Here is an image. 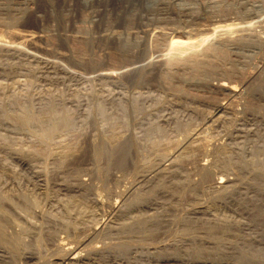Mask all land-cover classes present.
I'll return each mask as SVG.
<instances>
[{"label": "rangeland", "instance_id": "374dc122", "mask_svg": "<svg viewBox=\"0 0 264 264\" xmlns=\"http://www.w3.org/2000/svg\"><path fill=\"white\" fill-rule=\"evenodd\" d=\"M166 1L167 11L154 12L146 0H0V36L5 40L0 42V88L17 84L12 70L26 66L33 71L15 76L25 88L66 100L69 107L82 103L83 111H90L88 116H78L69 133H59L36 148L25 145L23 136L13 138L0 130L2 193H8L16 205L26 193L40 198L30 213L33 217H28L32 220L28 230L21 231L20 225L4 230L10 235L19 231L21 236L15 247L8 240L0 243V257L6 260L0 264H66L60 262L66 242L84 236L94 226L97 232L89 240L98 246L84 249L85 257L76 264H264L263 256L238 250L241 243H227L218 251L210 247L198 250L179 225L191 214L200 215V220L225 224L248 240L255 237L257 248L264 247V217L254 215L255 208L264 206V0H214L223 4L209 11L205 4L213 0L162 2ZM185 1L192 3L196 16L179 17L178 8ZM225 2L247 7L238 15L231 14ZM9 3L12 9L6 12ZM213 15L233 22L251 17L248 29H233V37L258 38L254 51L235 54L220 49L211 56L202 51L180 55L171 48L172 43L188 40V33L185 45L196 47L193 35ZM168 26L179 30L172 33ZM2 67L12 69L8 77ZM214 70L222 75L208 74ZM184 74L186 80L180 79ZM212 78L235 83L236 94L226 95ZM72 101L78 102L74 105ZM218 102L225 105L216 109ZM200 129L202 137L192 138ZM219 173L234 180V186L228 183L224 187L232 190L228 195L223 188L212 189ZM161 175L166 185L177 189L174 197L169 198L162 189L150 197L145 194L146 186ZM77 176H82L81 185ZM250 182L261 189L248 186ZM138 193L144 195L140 200ZM71 194L69 202L76 211L68 213L64 200ZM137 215L165 221L166 230L155 231L151 238L138 234L127 238L120 230ZM162 244L181 246L167 252Z\"/></svg>", "mask_w": 264, "mask_h": 264}, {"label": "bare ground", "instance_id": "6f19581e", "mask_svg": "<svg viewBox=\"0 0 264 264\" xmlns=\"http://www.w3.org/2000/svg\"><path fill=\"white\" fill-rule=\"evenodd\" d=\"M164 1V0H162ZM161 0H146V3H147V6H148V9L150 8L152 11L155 12V10L159 11V10H166V2H162ZM212 2V0H211ZM214 2V0H213ZM212 4H209V1L207 4H209L206 7L208 8V11H209V8H213L214 9H219V6H221V4L223 3H220V2H214ZM145 3V4H146ZM170 3V2H169ZM168 3V4H169ZM173 3V2H171ZM18 4V3H16ZM21 4V3H20ZM178 4V3H176ZM240 2H235V3H231V2H225L224 4V7L225 8H228V9H231L232 11L231 12H235L237 13V15L239 13H242L243 10L245 9V7H247L246 4L244 5H241L243 7H241L240 5ZM253 4V3H252ZM175 5V4H174ZM173 5V6H174ZM204 5V6H205ZM246 5V6H245ZM172 6V8H173ZM179 6V4H178ZM251 6V5H250ZM258 6V5H257ZM256 5H252V8L254 10L258 9ZM175 7V6H174ZM260 7V6H259ZM165 8V9H164ZM177 8V7H176ZM194 6H192V3L191 2H188V1H185L184 3H181L180 4V9L179 12L181 14V16L179 15V17H182L184 16L185 18H189L188 16L189 15H193V16H196L194 15L193 13L195 12H192L194 9ZM223 8V7H222ZM5 11L8 12L10 9H12V7L10 6V3L7 4L5 6ZM177 9V11H178ZM213 9V10H214ZM196 10V9H195ZM207 10V9H206ZM211 10V11H213ZM224 10V9H223ZM167 11V10H166ZM176 12V10H173V12ZM204 15H205V8H204ZM210 11V12H211ZM219 11V10H218ZM227 11V10H226ZM224 11V13L227 14V12ZM160 12V11H159ZM158 12V13H159ZM172 12V13H173ZM178 12V13H179ZM198 13V12H197ZM160 14V13H159ZM210 14V13H209ZM213 14V12H212ZM211 14V15H212ZM221 14V12L219 13ZM232 14V13H231ZM255 14V13H254ZM155 15V14H154ZM154 15H153V19H154ZM175 15V14H174ZM207 15V13H206ZM224 15V14H223ZM251 14H249L250 16ZM198 16V14H197ZM209 16V15H208ZM227 16V15H226ZM232 16V15H230ZM229 16V17H230ZM254 16V15H253ZM165 17V16H164ZM163 17V18H164ZM170 17V16H169ZM200 17V16H199ZM156 18V16H155ZM177 18V16H176ZM183 18V17H182ZM186 18V19H187ZM192 18V16L190 17ZM246 18V19H245ZM161 19V18H160ZM165 19V18H164ZM168 19V18H167ZM193 19V18H192ZM197 19V18H196ZM200 19V18H199ZM156 20V19H155ZM159 20V19H157ZM156 20V21H157ZM179 19L177 18V21ZM183 20V19H182ZM240 21L238 22H233V19L231 18H228V17H221V15L219 16H216V15H213L211 16L205 23L203 24H200L201 26V32H198V34L196 33V35L194 37L195 41H196V47L194 46V48L192 49H189L191 47H187V45H185V42L186 41H189V33L186 34V38L188 40H185L184 42H181L179 43L180 41L176 42V43H172V46L171 48L176 52V53H179L180 55L181 54H184V53H187L188 51L190 52H196L197 54L200 53L201 51L206 53V55L208 54L209 56H211L210 54L212 55H217V51L222 49V50H232L238 54H247L249 51H251L257 44H259V40L258 38H254L253 36H248L247 37H243L244 35H240L239 37H236L234 38L233 37V32L234 30H243V29H248L249 25H250V22H251V17H249V19H247V17H241L239 18ZM261 20H264V19H261ZM254 21V20H253ZM161 22H164V21H161ZM159 22V23H161ZM187 22V21H186ZM258 22V20L256 21ZM169 23V22H168ZM192 23V22H191ZM202 23V22H201ZM171 24V23H170ZM258 24V23H256ZM165 25V24H164ZM196 25V24H195ZM252 25V24H251ZM264 25V23H263ZM186 26V25H184ZM156 27V26H155ZM162 27V25H161ZM170 27V26H168ZM172 27V26H171ZM170 27V29H171ZM199 27V26H198ZM164 28V27H163ZM184 28V27H183ZM182 28V29H183ZM169 29V28H168ZM197 29V28H195ZM234 29V30H233ZM152 30V29H151ZM162 30V29H161ZM179 30V29H177ZM176 29H171L169 31H171L172 33L173 32H177ZM185 30V29H184ZM188 30V29H186ZM161 33V32H160ZM171 33V34H172ZM186 33V32H185ZM191 33V32H190ZM248 34V33H247ZM254 35V34H253ZM185 36V35H184ZM191 36V34H190ZM235 36V35H234ZM256 37V36H255ZM192 38V37H191ZM171 40V39H170ZM3 39L1 38L0 36V42H2ZM5 42V40L3 41ZM173 42V41H172ZM260 43H263L260 41ZM130 44V43H129ZM127 45L125 43V47L127 46H130V45ZM187 44V43H186ZM189 45V43H188ZM132 46V45H131ZM130 48V47H129ZM201 48V49H200ZM128 49V48H127ZM255 49V48H254ZM253 49V51H254ZM233 53V52H232ZM63 54V53H62ZM202 54V53H201ZM200 55V54H199ZM234 55V54H233ZM246 56V55H245ZM215 57V56H214ZM213 57V58H214ZM217 58V57H215ZM214 61H217V60H214ZM184 64V63H183ZM186 64V63H185ZM1 65V64H0ZM198 66V65H197ZM197 66H192V69H195ZM17 69L15 68L14 70L12 69H9V70H12L13 73L16 72V75H12L13 73H11V75L13 76V80L15 83L18 84V86H16L17 84L13 85V86H10L8 88L6 87H2L0 88V130H3L5 131V133L9 134V136H14L13 138H16V137H20V136H23L26 141H24L25 139H23V142L25 145L27 146H34L36 148L37 145H41V144H45L47 143L51 138H53L55 135H58L59 133H69L73 127H74V123L75 121L77 120L78 116L80 115H85V116H88L90 114V111H87L85 109L84 110V105L81 107V104L82 103H78L75 105V103L77 102H73L72 103L74 104L73 106L74 107H69L67 104H66V100L63 101L61 100L60 98H57L55 96H52L50 94L48 95H39L38 94V91L35 93L33 89H28L30 87H26L24 86V83H21L19 81V77L15 79V76L17 77V74H25V72H29L30 70H32V68H27L26 66L25 67H21L19 66H16ZM1 68V67H0ZM3 70H4V74H6V76L8 77V75H10V72L11 71H6L5 67H2ZM12 68V67H10ZM38 70V69H37ZM44 70V68H43ZM42 70V71H43ZM2 71V70H1ZM15 71V72H14ZM33 71V70H32ZM54 71V70H53ZM224 71V70H223ZM226 71V70H225ZM3 72V71H2ZM1 72V73H2ZM31 72V71H30ZM35 72V71H34ZM58 72V71H57ZM220 72V71H219ZM219 72H216L215 70L212 71V72H208V74L210 73H213V75L215 73H219ZM235 72V71H234ZM233 72V73H234ZM42 73V72H41ZM31 74V73H30ZM46 75L48 73H45ZM44 74V75H45ZM53 74V73H52ZM221 74V72H220ZM226 74V73H225ZM26 75V74H25ZM43 75V74H42ZM49 75V74H48ZM172 75V74H171ZM222 75V74H221ZM220 75V76H221ZM20 76V75H19ZM29 76V75H28ZM27 76V78H28ZM55 76V75H54ZM215 76H218V75H215ZM213 76V77H215ZM22 77V76H21ZM24 77V76H23ZM46 76H44V79H45ZM48 77V76H47ZM59 77V76H57ZM173 77V76H172ZM227 77H228V74H227ZM2 78V77H1ZM40 78V77H39ZM50 79V77H48ZM5 79V78H4ZM42 79V78H40ZM43 79V80H44ZM53 79V77H52ZM51 79V80H52ZM60 79V77H59ZM182 80H186V75H182V77L180 78ZM213 79V78H212ZM217 80L213 81L215 82V85L217 87H219L220 89L224 90L227 94L226 95H229V96H232L234 94H236V88L234 87V85L231 84V82H226L223 79L221 78H216ZM242 79V78H241ZM6 80V79H5ZM9 80V79H8ZM38 80V79H37ZM55 80V78H54ZM230 80V79H229ZM11 81V80H10ZM9 81V82H10ZM42 81V80H41ZM48 80H46L47 82ZM62 81V80H61ZM20 82V83H19ZM57 82V81H56ZM184 82V81H183ZM26 83V82H25ZM31 81L27 82L28 85L31 86ZM55 83V82H54ZM182 83V82H181ZM213 83V82H212ZM52 84V83H51ZM238 84V83H237ZM26 85V84H25ZM27 85V86H28ZM213 85V84H212ZM6 86V85H5ZM8 86V85H7ZM214 86V85H213ZM19 89L20 91L19 92H16L15 89ZM17 87V88H16ZM19 87V88H18ZM213 89H215L213 87ZM36 90V89H35ZM217 90V89H216ZM228 97V96H227ZM239 97V95H238ZM231 98V97H230ZM226 99V98H225ZM77 100V99H76ZM75 100V101H76ZM234 101V100H233ZM244 101V100H243ZM254 103V102H253ZM262 103V102H261ZM247 104V103H246ZM258 104V103H257ZM260 104V103H259ZM258 104V106L260 107V105ZM225 105V103H224ZM222 102H218V104L216 105V109H221L222 106H224ZM251 105V104H250ZM255 105V104H254ZM263 105V104H262ZM239 106V105H238ZM237 106V107H238ZM256 107V108H259V107ZM249 107V106H248ZM253 107V106H252ZM255 107V106H254ZM251 108V107H250ZM263 108V107H262ZM73 110V112H72ZM214 110V109H213ZM238 110V109H237ZM223 111V110H222ZM210 113V112H209ZM222 114H224L222 112ZM243 114V113H242ZM241 114V115H242ZM257 114V113H256ZM261 114V113H260ZM213 115V114H212ZM216 115V114H215ZM238 115V114H236ZM263 115V114H261ZM218 116V115H217ZM245 116V115H244ZM213 118V117H212ZM210 120V119H209ZM213 120V119H212ZM243 123V122H242ZM211 124V123H210ZM208 125V124H206ZM200 126V124H199ZM197 127V126H196ZM236 128V127H235ZM201 131V129L198 131V130H195L193 133H192V138H194L193 136L195 137H198L199 136V132ZM202 132V131H201ZM199 137H202V136H199ZM207 137V136H206ZM205 137V138H206ZM192 138H188V139H192ZM204 138V139H205ZM187 139V138H186ZM201 139V138H200ZM193 140V139H192ZM195 140V139H194ZM221 140V139H220ZM191 141V140H190ZM200 141V140H199ZM206 141V140H205ZM204 141V142H205ZM186 142V141H185ZM210 143V142H209ZM199 144V143H198ZM186 145V144H185ZM194 145V144H193ZM210 145V144H208ZM236 145V144H235ZM24 146V145H23ZM182 146V145H181ZM187 146V145H186ZM207 146V145H206ZM199 147V146H198ZM38 148V147H37ZM127 148V147H126ZM181 148V147H180ZM183 148V147H182ZM194 148V147H193ZM123 149V148H122ZM128 149V148H127ZM177 149V148H176ZM179 149V147H178ZM177 149V150H178ZM187 149V148H186ZM199 149V148H198ZM202 149V148H200ZM125 150V149H124ZM170 150V149H169ZM174 150V149H173ZM172 150V151H173ZM182 149H180L181 151ZM211 150V149H210ZM127 151V150H126ZM179 151V150H178ZM184 151V150H183ZM188 151V149H187ZM202 151V150H201ZM205 151V150H203ZM122 152V151H121ZM176 152V151H174ZM191 152V151H190ZM196 152V151H195ZM171 153V152H170ZM180 153V152H179ZM189 153V152H187ZM193 153V151L191 152ZM200 153V152H199ZM215 153V152H214ZM122 154V153H121ZM174 154V153H173ZM204 154V153H203ZM124 155V153L122 154ZM191 155V154H190ZM198 155V154H197ZM209 155V154H208ZM211 155V154H210ZM215 155V154H214ZM166 156V155H165ZM178 156V155H177ZM182 156V155H180ZM167 157V156H166ZM171 157V156H170ZM179 157V156H178ZM186 157V155H185ZM202 157V156H201ZM23 158V157H22ZM21 158V159H22ZM122 158V157H121ZM174 158V156H173ZM204 158V157H203ZM206 158V157H205ZM201 159V158H199ZM212 159V157H211ZM171 160H173L171 158ZM170 160V161H171ZM176 160V159H175ZM28 161V160H27ZM184 161V160H183ZM169 162V161H168ZM205 162V161H204ZM25 163V162H24ZM161 163V162H160ZM193 163V162H192ZM200 163V162H199ZM216 164V163H215ZM184 165V164H183ZM207 165V164H206ZM210 165V163H209ZM208 165V166H209ZM160 166V164H159ZM164 166V165H163ZM162 166V168H163ZM166 166V164H165ZM186 167V165H185ZM205 167V166H204ZM212 167V166H210ZM208 167V168H210ZM159 168V167H158ZM161 168V167H160ZM207 168V167H206ZM213 168V167H212ZM220 168V167H218ZM166 169V168H165ZM171 169V168H170ZM202 169V168H201ZM200 169V170H201ZM211 169V168H210ZM216 169V168H215ZM152 170V169H151ZM154 170V169H153ZM161 170V169H160ZM167 170V169H166ZM172 170V169H171ZM209 170V169H207ZM212 170V169H211ZM157 172V170H155ZM159 171V170H158ZM153 172V171H152ZM168 172V171H166ZM229 172V171H228ZM146 173V171H145ZM148 173V172H147ZM155 173V172H154ZM152 174V175H155V174ZM194 173V172H192ZM149 174V173H148ZM163 174V173H162ZM190 174V173H189ZM216 174V172H215ZM218 174V173H217ZM220 174V173H219ZM79 175V174H78ZM142 175V174H141ZM146 175V174H145ZM167 175V174H166ZM211 175V174H210ZM213 176V175H212ZM227 176V175H226ZM225 174L221 175H217V177H215L214 179V188L212 189H218L217 191H219V189L226 187L228 183H232L233 185V181L230 177H226ZM82 177V176H81ZM80 176L78 177L77 176V180H79V184L81 183V178ZM86 177V176H85ZM144 177V176H143ZM155 177V176H154ZM153 177V178H154ZM203 178H201L200 180H202ZM85 180V178H84ZM154 180V179H153ZM169 180V179H168ZM83 181V180H82ZM241 181V180H240ZM239 181V182H240ZM147 182V181H145ZM165 180H164V176H158L156 178V180L154 181V183H152L150 186H146L147 188L144 189L145 190V194H148L149 195H152L155 193L154 192H157L159 191L160 189H162V191L169 197V198H172L174 197L175 195V192H177L176 190L173 189V187H171L170 185H166L165 184ZM169 183V182H168ZM212 183V182H211ZM209 183V184H211ZM81 185V184H80ZM146 185V184H144ZM208 185V184H207ZM246 185V184H245ZM244 185V186H245ZM257 186L258 183L256 182H250L248 184V186ZM234 186V185H233ZM233 186H230L232 187L231 189H233ZM236 186V185H235ZM241 186V185H240ZM261 186V185H260ZM260 186H257V188ZM6 188V187H5ZM76 188H78L76 186ZM75 188V189H76ZM83 188V187H82ZM145 188V187H143ZM175 188V187H174ZM236 188V187H234ZM256 188V187H255ZM228 189L230 190V188L228 187ZM240 191H241V188L239 187ZM261 189V188H260ZM226 191L222 192L221 190V194L223 195L224 194H227L226 192L229 191L227 189H224ZM236 190V189H235ZM0 191H1V188H0ZM9 191V190H8ZM140 191V190H139ZM162 191H160L162 193ZM180 191V190H179ZM214 191V190H212ZM215 191V192H217ZM232 191V190H230ZM229 191V192H230ZM73 192V191H72ZM235 195L236 197L239 196V191H235ZM214 193V192H213ZM241 193V192H240ZM11 194V193H10ZM21 194V193H20ZM27 194V195H26ZM26 194H23L21 195L22 196V202L21 203H18L19 205H16L15 202H13L10 198V195L6 192H3L1 191V194H0V243L2 241H7L9 243L12 244V246L16 245L18 246L20 241H19V238L21 235H19L18 233H20L19 231L16 233H11V235L9 233L5 234V231L4 230H7L6 232H9L10 230L9 229H12V228H15V227H18L19 225L21 226L20 228L22 229L21 231L23 230H28V224L29 222H32L29 221L31 218H28L29 216H32L30 215L32 208L35 206L37 207L36 205H39V202H40V198H37L33 195H29L28 193ZM121 194V193H120ZM178 193H176L177 195ZM215 194H218V193H215ZM220 194V192H219ZM228 195V194H227ZM18 198L20 195H17ZM74 195H69L68 196V199L64 200L66 202H64V206L66 207V211H68V213H70L71 211L73 212L75 209L70 205V202H69V198L73 197ZM77 196V195H76ZM144 195L142 194H139L138 193V196H137V199L140 200L143 198ZM147 196V195H146ZM158 196V195H157ZM160 196V195H159ZM158 196V197H159ZM178 196V195H177ZM150 197V196H149ZM221 197V195H220ZM234 197V196H233ZM17 198V199H18ZM225 198V197H224ZM235 198V197H234ZM264 198V197H263ZM13 199V198H12ZM20 199V198H19ZM158 199V198H157ZM145 201V200H144ZM150 201V200H149ZM166 201V200H165ZM169 201V200H168ZM174 201V200H173ZM62 202V201H61ZM171 203V202H170ZM140 204V203H139ZM264 204V203H263ZM262 204V205H263ZM150 205V204H149ZM140 206V205H139ZM172 206V205H171ZM260 206V205H259ZM19 207V208H18ZM150 207V206H149ZM17 209H20V211L23 212V214H19L18 210ZM152 208V207H151ZM255 208V207H254ZM36 209V208H35ZM43 209V208H42ZM74 209V210H73ZM143 209V208H142ZM147 210V209H146ZM76 211V210H75ZM74 211V212H75ZM137 211V210H136ZM139 211H142L139 209ZM197 211V210H196ZM21 212V213H22ZM138 212V211H137ZM37 213V211H36ZM196 213V212H195ZM202 213V212H201ZM200 213V214H201ZM32 214V213H31ZM77 214H80L77 213ZM143 214V213H142ZM35 215V214H33ZM44 215V214H43ZM194 215V214H193ZM254 215L255 217L258 218V215L261 216V217H264V206H262L261 208L257 207L255 208V212H254ZM200 216V215H199ZM199 216H192L191 214V217H189L188 219L186 220H182L183 223L181 222V224L179 225H182V230L181 231L182 233L184 232L185 234H187L189 240L191 241L192 245L194 246V248L198 249V250H203L205 249L206 247H210V248H214V250L216 249L217 251L222 249L224 246L226 247V244L227 243H232V244H237V243H241L238 247V250L240 249L241 251H246V252H251L253 253V255H257V256H263L264 257V247H261V248H257L256 246V243H253V240H255L256 238H252L253 240H251V238H246L245 236H243V233L242 235L238 234L237 232H234L232 229L229 228V226L225 225L224 223V226H216V225H213L211 223H207L203 220H200L199 219ZM33 217V216H32ZM37 217V216H36ZM35 217V218H36ZM130 217V216H129ZM40 218V217H39ZM134 218V219H133ZM119 219V218H118ZM125 219V218H124ZM133 221L131 223H127V224H124L123 225V228H121L120 230V233H126L125 235L129 237L127 238H130L131 235L133 234H138V235H141V236H147L149 238L152 237V234L159 230L161 231L162 229L163 230H166L164 229L166 227V222L161 220V219H157V218H152L150 217L149 215L148 216H144V215H137L136 217H132ZM203 219V218H202ZM262 219V218H261ZM117 220V219H116ZM180 220V219H179ZM206 220V219H204ZM121 221V220H119ZM124 223V222H123ZM177 223V221H176ZM180 223V222H179ZM35 224V223H33ZM32 224V225H33ZM31 225V224H30ZM177 225V224H176ZM34 226V225H33ZM40 226V225H39ZM98 226V225H97ZM96 226V227H97ZM171 226V225H170ZM6 227H10V228H7ZM41 227V226H40ZM102 227V226H101ZM173 227V226H172ZM31 228V227H30ZM84 228V227H83ZM98 228V227H97ZM169 228V227H167ZM19 230V228H17ZM40 229V228H39ZM86 229V228H85ZM171 229V228H170ZM16 230V229H14ZM31 230V229H30ZM34 230V229H33ZM32 230V231H33ZM83 230V229H82ZM99 230V229H98ZM162 230V231H163ZM174 230V228H173ZM37 231V230H36ZM43 231V230H42ZM28 231H26L27 233ZM97 232V229L94 227H89V230L87 229V231L85 232V235L82 236L80 234V238H75L74 240H68L69 242H66V247L62 248L63 250H65V253L64 255L61 257L60 259V262H63L65 261V263L67 264L70 263V264H76L78 261L82 260L84 257H83V250L84 249H87V247H89L90 249H96L98 245H94L90 242V237L95 234ZM110 232V231H108ZM34 233V232H33ZM99 233V232H98ZM97 233V234H98ZM105 233V232H104ZM160 233V232H159ZM180 233V232H179ZM183 233V234H184ZM110 234V233H109ZM108 234V235H109ZM181 234V233H180ZM7 235V236H6ZM8 235L10 237H8ZM13 235V236H12ZM106 235V239H107V234L105 233ZM104 235V237H105ZM115 235V234H114ZM119 236V234H117ZM158 235V234H157ZM163 235V234H162ZM248 235V234H247ZM35 236V235H34ZM75 236V235H74ZM140 236V237H141ZM79 237V236H78ZM94 237V236H93ZM92 237V238H93ZM110 237H111V234H110ZM165 237V236H164ZM258 237V236H257ZM9 238V239H8ZM98 238V237H97ZM101 238V237H99ZM109 238V237H108ZM115 238V237H114ZM118 237H116V240ZM122 238V236H121ZM124 238V237H123ZM139 238V237H138ZM103 239L104 241V238H101ZM148 239V238H147ZM159 239V238H158ZM165 238H163L164 240ZM112 240V238H111ZM115 240V239H113ZM116 240L114 242H116ZM128 240V239H126ZM126 240H123V241H126ZM130 240V239H129ZM162 240V239H161ZM187 241V239H185ZM258 240V239H257ZM57 241V240H56ZM55 241V242H56ZM121 241V240H119ZM181 241L183 240H180V243ZM185 242H183V245L185 246ZM189 241V242H190ZM263 241V240H262ZM24 242V240H23ZM21 242V243H23ZM58 242V241H57ZM108 242V241H107ZM110 242V241H109ZM130 242V241H129ZM133 242V241H132ZM161 242V241H160ZM165 242V241H164ZM256 242V241H255ZM5 244V242H2ZM8 243V244H9ZM60 243V242H59ZM119 243V242H118ZM122 243V242H121ZM159 243V242H158ZM188 243V242H187ZM109 244V243H108ZM111 244V243H110ZM116 244V243H115ZM114 244V245H115ZM164 244V243H163ZM162 244V246H163ZM166 244H169V243H166ZM165 244V245H166ZM172 244V243H171ZM230 244L228 246H230ZM255 244V245H254ZM7 245V244H6ZM5 245V246H6ZM55 245V244H54ZM58 245V244H57ZM59 245H62L59 244ZM65 245V243L63 244ZM161 245V244H160ZM177 244V246H161L163 250H168L167 252H172L174 251L175 249H177L176 247H179L181 245ZM238 245V244H237ZM100 246V245H99ZM10 247V246H8ZM15 247V246H14ZM62 247V246H61ZM3 248V246H2ZM0 248V249H2ZM6 248V247H4ZM13 248V247H12ZM14 249V248H13ZM20 249V248H18ZM206 249H209V248H206ZM229 249V248H228ZM231 249V248H230ZM3 250V249H2ZM7 250V249H6ZM9 250V249H8ZM11 250V248H10ZM59 250V249H58ZM88 250V249H87ZM99 250V249H98ZM213 250V249H211ZM233 250V248H232ZM230 250V251H232ZM92 251V250H91ZM94 251V250H93ZM216 251V252H217ZM227 252V250H225ZM13 252V251H12ZM31 252V251H30ZM88 252V251H86ZM224 251L220 252V253H223ZM15 253V251L13 252ZM17 253V252H16ZM23 253V252H22ZM218 253V252H217ZM86 254V253H85ZM84 254V255H85ZM88 254V253H87ZM2 255V254H0ZM32 255V254H31ZM172 255V254H171ZM3 257V256H2ZM0 257V261L6 263V260L5 258H2ZM8 257V256H7ZM13 257V256H12ZM87 257V256H86ZM172 256H170V259H171ZM168 258V257H167ZM9 260V259H8ZM167 260V259H166ZM34 261V260H33ZM84 261V260H83ZM86 261V260H85ZM84 261V262H85ZM11 262V261H10ZM16 263V262H14ZM102 263V262H101ZM159 263V262H158ZM162 263V262H160ZM11 264V263H10ZM59 264V263H58Z\"/></svg>", "mask_w": 264, "mask_h": 264}]
</instances>
